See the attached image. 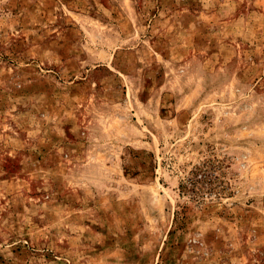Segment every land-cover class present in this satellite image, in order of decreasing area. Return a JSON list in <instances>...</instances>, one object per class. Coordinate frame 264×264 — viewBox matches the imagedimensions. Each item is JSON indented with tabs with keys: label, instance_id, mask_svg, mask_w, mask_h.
<instances>
[{
	"label": "rangeland",
	"instance_id": "1",
	"mask_svg": "<svg viewBox=\"0 0 264 264\" xmlns=\"http://www.w3.org/2000/svg\"><path fill=\"white\" fill-rule=\"evenodd\" d=\"M0 264H264V0H0Z\"/></svg>",
	"mask_w": 264,
	"mask_h": 264
}]
</instances>
